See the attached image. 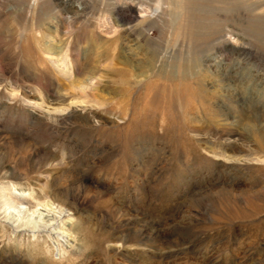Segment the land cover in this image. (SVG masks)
Segmentation results:
<instances>
[{
	"label": "rangeland",
	"instance_id": "obj_1",
	"mask_svg": "<svg viewBox=\"0 0 264 264\" xmlns=\"http://www.w3.org/2000/svg\"><path fill=\"white\" fill-rule=\"evenodd\" d=\"M0 264H264V0H0Z\"/></svg>",
	"mask_w": 264,
	"mask_h": 264
},
{
	"label": "bare ground",
	"instance_id": "obj_2",
	"mask_svg": "<svg viewBox=\"0 0 264 264\" xmlns=\"http://www.w3.org/2000/svg\"><path fill=\"white\" fill-rule=\"evenodd\" d=\"M143 25V23H137L135 26H129L128 32L131 34L133 32H138L139 39L145 40L147 39V34ZM154 61L155 54H152L149 56L148 62L153 66ZM119 63H122L124 66L130 65L128 61L123 58L119 60ZM145 71H147V69L143 71L139 69L140 73L137 76L141 77L146 73ZM117 72L119 75L124 76L128 74L129 70L126 68H119ZM2 198L5 199L4 202H6V208L8 209L6 224L11 226L15 232H28L34 239L37 238L38 240L40 237L44 236L45 240L49 239L53 242H61V245L65 247V249H68V251L76 247V236L72 230L74 219L71 217V212L68 209L59 207L52 202L43 203L35 201L34 197L26 190H20L10 195L3 193ZM73 198L76 200L79 199L77 196Z\"/></svg>",
	"mask_w": 264,
	"mask_h": 264
}]
</instances>
